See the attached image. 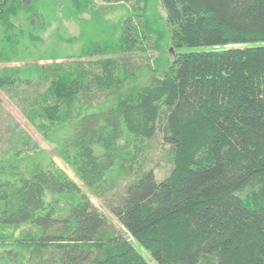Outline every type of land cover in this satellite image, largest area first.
<instances>
[{
	"label": "trees",
	"instance_id": "trees-1",
	"mask_svg": "<svg viewBox=\"0 0 264 264\" xmlns=\"http://www.w3.org/2000/svg\"><path fill=\"white\" fill-rule=\"evenodd\" d=\"M96 2L52 0L77 19ZM159 2L163 21L138 13V28L130 16L118 39L87 37L70 60L4 65L0 87L45 85L26 113L47 138L61 131L62 160L96 195L138 174L110 207L157 264H264V0ZM0 4V62L44 58L45 1ZM147 44L160 73L139 83L144 64L126 55ZM203 44L223 46L177 51ZM157 132L172 155L160 178L146 168ZM44 263L152 264L54 159L0 165V264Z\"/></svg>",
	"mask_w": 264,
	"mask_h": 264
},
{
	"label": "rangeland",
	"instance_id": "rangeland-1",
	"mask_svg": "<svg viewBox=\"0 0 264 264\" xmlns=\"http://www.w3.org/2000/svg\"><path fill=\"white\" fill-rule=\"evenodd\" d=\"M44 1L46 3L44 10L47 14L46 19L50 20L48 26L38 31L40 37L38 47H40L41 51L43 50L44 58L33 55L21 60L0 62V68L4 65L70 60L71 57L69 55L78 52L80 46L87 40V37H100L108 31L115 39H118L122 32L123 24L121 22L126 21L130 16V22L137 26L136 28L139 26V19L143 17L137 16L136 14L138 13L148 12L150 17L156 22L158 20L156 19V14L162 21L165 16V10L159 0H155L152 3L153 7L152 4L148 7V11L145 10L144 6V9L141 7L144 3L143 0H127L116 3H105L97 0L96 6L92 7V10L84 11L79 16V19L68 16V12L62 11L60 8L57 9L52 0ZM52 15L55 16L50 18ZM15 21L18 24L21 22L26 25L22 14L21 18ZM83 29L86 33L81 37L80 33H82ZM2 32L3 26L0 25V34ZM25 39L26 42H29L27 36ZM143 42L151 41L143 39ZM222 46V44L182 46L177 51L207 50ZM53 50L58 53V58L52 57ZM156 54L157 51L147 44L146 50L136 49L126 55L134 66L144 64L141 72H138L139 78H137V81L139 83L148 82L152 75L160 73L145 64L146 56H149V61L152 63L153 58L151 59V57ZM44 87L43 83L37 82L22 84L9 89L0 87V165L10 169L16 167V169L21 170L26 164L30 165L39 160L44 164H48L50 159H54L68 171L70 176L80 184L82 189H85L89 193L98 208L105 213L113 229L127 236L152 264H157L150 251L125 231L123 225L110 207L111 203L118 202L124 185L136 179L138 174L133 173L122 177L116 182L115 187L108 192L109 197L98 196L92 190L85 187L87 185L72 171V167L62 160L59 152L60 140H58L61 131L57 130L51 133L50 138H47L38 125L29 119L26 113L28 97H33L37 91L42 90ZM93 99L94 101H102L105 99V95L99 92ZM16 150H20L18 154H16ZM146 155V168H152L156 172L157 178L169 173L172 165L171 149L170 145L163 140L160 132H157L155 136L148 140ZM5 229L10 231L12 227H6ZM15 232H18V230H15Z\"/></svg>",
	"mask_w": 264,
	"mask_h": 264
}]
</instances>
